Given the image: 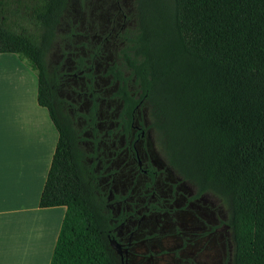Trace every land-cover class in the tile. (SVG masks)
Masks as SVG:
<instances>
[{
  "label": "trees",
  "instance_id": "obj_1",
  "mask_svg": "<svg viewBox=\"0 0 264 264\" xmlns=\"http://www.w3.org/2000/svg\"><path fill=\"white\" fill-rule=\"evenodd\" d=\"M69 0H0V54L25 61L58 141L39 199L65 207L49 264H117L79 132L46 54ZM130 64L161 154L230 208L234 264H264V0H138Z\"/></svg>",
  "mask_w": 264,
  "mask_h": 264
},
{
  "label": "flooded vegetation",
  "instance_id": "obj_2",
  "mask_svg": "<svg viewBox=\"0 0 264 264\" xmlns=\"http://www.w3.org/2000/svg\"><path fill=\"white\" fill-rule=\"evenodd\" d=\"M69 2L50 89L79 132L116 263L234 264L228 201L168 164L132 77L138 0Z\"/></svg>",
  "mask_w": 264,
  "mask_h": 264
},
{
  "label": "crops",
  "instance_id": "obj_3",
  "mask_svg": "<svg viewBox=\"0 0 264 264\" xmlns=\"http://www.w3.org/2000/svg\"><path fill=\"white\" fill-rule=\"evenodd\" d=\"M14 55L0 54V62L11 64L17 75L28 73ZM11 77L16 78L14 73ZM11 77L0 82V264L9 263V252L15 256L16 250L23 264H49L65 207L38 204L58 133L37 103V77L30 74L25 85L20 75V86L7 88ZM17 90L21 101L15 97Z\"/></svg>",
  "mask_w": 264,
  "mask_h": 264
},
{
  "label": "rangeland",
  "instance_id": "obj_4",
  "mask_svg": "<svg viewBox=\"0 0 264 264\" xmlns=\"http://www.w3.org/2000/svg\"><path fill=\"white\" fill-rule=\"evenodd\" d=\"M70 4H72V2L70 1L69 2ZM64 20L60 21V23L58 24V26L56 27L55 29V34H56V38L54 39L53 43L51 44V47L46 55V63H47V69L50 70L52 68V66L54 65V56L56 54V51H57V47L60 45L59 43V38H57L59 35H63L64 32H65V23H66V18L64 17L63 18ZM14 58L15 60L17 59L18 61L21 62V64L24 66V68L27 69V72L28 73H25V74H20V75H24V83L25 85H27V83H29L28 81V76L30 74H32L33 76H36L35 72L28 67V65L26 64L25 61L21 60L17 55H14ZM14 67H16L14 65ZM12 66L11 64L9 63H6V62H0V82L1 84H4V80H3V76H10L12 75V73L15 74V77L16 78H12L14 81H10V82H6V87L7 88H10L12 86H20V81L18 80L19 78V74L17 75L13 70H12ZM15 70V69H14ZM10 74V75H9ZM34 86H36V79H35V82H34ZM10 92V90H9ZM21 91L15 93V97L20 98V101L22 100V96H21ZM10 253V257H9V263L6 262V264H23V263H26L23 259V255H21L17 250L15 252V256H14V252L11 251L9 252Z\"/></svg>",
  "mask_w": 264,
  "mask_h": 264
}]
</instances>
